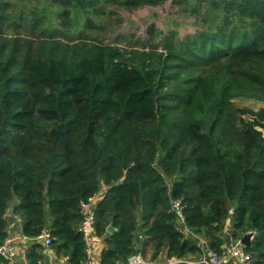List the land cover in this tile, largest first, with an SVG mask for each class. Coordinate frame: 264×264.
Returning <instances> with one entry per match:
<instances>
[{"label":"trees","instance_id":"16d2710c","mask_svg":"<svg viewBox=\"0 0 264 264\" xmlns=\"http://www.w3.org/2000/svg\"><path fill=\"white\" fill-rule=\"evenodd\" d=\"M164 1L0 0V243L13 207L24 237L49 229L84 264L81 202L104 187L100 264L199 257V236L221 252L252 230L250 264H264V106L234 102L264 100V0H174L200 28L151 24L157 40L129 51L90 30L109 5ZM25 256L43 264V244Z\"/></svg>","mask_w":264,"mask_h":264},{"label":"rangeland","instance_id":"374dc122","mask_svg":"<svg viewBox=\"0 0 264 264\" xmlns=\"http://www.w3.org/2000/svg\"><path fill=\"white\" fill-rule=\"evenodd\" d=\"M106 9L110 12L97 16L99 17L98 23L105 26L90 28V30L98 31L101 38L107 42H113L127 51L132 48H142L145 43L149 41L153 43L157 40L149 36L147 32V28L151 24L164 33L175 30L181 37L200 28L196 14L186 11L174 0L141 6L109 5ZM234 102L238 106H248L254 109L264 106V100L246 95L235 97ZM104 189L103 187L102 191ZM16 202V199L12 200L13 204ZM20 218L23 220L22 217ZM144 256L149 257L150 255Z\"/></svg>","mask_w":264,"mask_h":264},{"label":"built area","instance_id":"2783aa9c","mask_svg":"<svg viewBox=\"0 0 264 264\" xmlns=\"http://www.w3.org/2000/svg\"><path fill=\"white\" fill-rule=\"evenodd\" d=\"M96 196H91L87 201H82V220L80 223V230L84 233L88 240L89 251H93L96 247L97 238L94 237V222H95V207ZM172 207L176 212V219L180 227L188 228L185 224V216L183 207L184 204L181 198L172 199ZM35 241L43 242L46 245L52 243V236L50 231L44 230L37 236L32 237ZM199 245L202 249L201 256L196 262L203 264H250V254L245 249V245L238 240H230L227 246L222 245V251H218L211 247L209 241L204 236H199ZM15 237L7 236L3 242L0 243V256L4 257L5 261H0V264H15L16 257ZM189 262V259H185ZM191 262H194L192 260ZM168 261H160L146 258L141 252L130 255L126 260L120 264H169Z\"/></svg>","mask_w":264,"mask_h":264},{"label":"crops","instance_id":"0c3cea01","mask_svg":"<svg viewBox=\"0 0 264 264\" xmlns=\"http://www.w3.org/2000/svg\"><path fill=\"white\" fill-rule=\"evenodd\" d=\"M8 220H9V233L11 234V236L17 237L16 239L17 256L15 259V264H24L25 262L28 261L25 256L27 249H29V247H31L33 242H36V241L33 238L23 237L22 233L20 232L22 220L19 215L8 213ZM181 229H183L186 236H189V235L195 236L194 233H191L192 231L189 228L181 227ZM96 238H97L96 247L93 251H90L89 259L84 264H100V252L105 243H104L103 237L102 238L96 237ZM137 242L140 243L141 240L139 239ZM229 243H230V240L228 238L223 243V246H227ZM43 252L46 255V259L44 260L43 264H68L67 257L58 256L55 252V249L50 245L49 246L43 245ZM159 254H160L159 255L160 257L158 260L160 261L169 260L171 262L169 264H193V262H191L192 256H188V257L185 256L183 258L184 260H182L181 258L175 257V256L169 257L168 259L166 258L164 259V257H162V254L161 253ZM197 257H195V259L193 260H196ZM185 259L186 260L189 259V262L185 261Z\"/></svg>","mask_w":264,"mask_h":264},{"label":"water","instance_id":"95a60500","mask_svg":"<svg viewBox=\"0 0 264 264\" xmlns=\"http://www.w3.org/2000/svg\"><path fill=\"white\" fill-rule=\"evenodd\" d=\"M13 212V207H10L9 210H8V213H12ZM141 224L138 225V228L140 229L141 228ZM107 229L109 232H113L116 230V227L114 226V224L112 222H110L107 226ZM255 230H252V231H249V232H246L245 234H243L240 238V242L245 245V246H249L252 244V238L255 234ZM136 237L139 238L140 237V232L139 230L136 232Z\"/></svg>","mask_w":264,"mask_h":264},{"label":"bare ground","instance_id":"6f19581e","mask_svg":"<svg viewBox=\"0 0 264 264\" xmlns=\"http://www.w3.org/2000/svg\"><path fill=\"white\" fill-rule=\"evenodd\" d=\"M101 194H102V193H100V194L97 193V194L92 195V196H96V198H97V201H96V207H97L98 202H99L100 199H101ZM90 197H91V196H90ZM90 197H89V198H90ZM89 198H88V199H89ZM88 199H87V200H88ZM87 200H85V201H87ZM81 203H82V202H81ZM96 207H95V220H96ZM81 213H82V206H81ZM81 220H82V219H81ZM80 223H81V221H80ZM80 223H79V225H78V229H79V230H80V227H79V226H80ZM180 228H181V227H180ZM46 230L50 231L49 229H46ZM107 230H108V229H107ZM182 230H183V229H182ZM80 231H81V230H80ZM81 232H82V231H81ZM50 233H51V232H50ZM82 233H83V232H82ZM83 235H84V233H83ZM93 235H94V237H97L96 234H95V222H94V232H93ZM10 236H11V235H10ZM36 236H37V235H36ZM13 237H15V245H16V239H17V237H16V236H13ZM23 237H24V236H23ZM84 237H85V235H84ZM29 238H32V237H29ZM85 240H86V243H87V250H88V253H90V251H89V246H88L89 243H88V240L86 239V237H85ZM36 242H39V243H42L43 245H46V244H44L43 242H40V241H36ZM49 245H51V244H49ZM49 245H47V246H49ZM16 251H17V246H16ZM138 252H139V251H138ZM138 252H136V253H138ZM133 254H135V253H133ZM131 255H132V254H131ZM16 256H17V254H16ZM89 256H90V254H89ZM200 256H201V255H200ZM200 256H199V257H200ZM1 257H2V256H0V261H1ZM199 257H197L196 260H198ZM127 258H128V257H127ZM127 258H126V259H127ZM15 259H16V257H15ZM126 259H125V260H126ZM181 259L184 260L183 258H181ZM155 260H156V259H155ZM157 260H158V259H157ZM191 260H193V259H191ZM196 260H194V262H196ZM1 262H2V261H1ZM86 262H87V261H86ZM122 262H123V261H122ZM194 262H193V263H194ZM14 263H15V260H14ZM120 263H121V262H120ZM120 263H119V264H120ZM196 263H200V262H196ZM201 264H203V263H201Z\"/></svg>","mask_w":264,"mask_h":264}]
</instances>
